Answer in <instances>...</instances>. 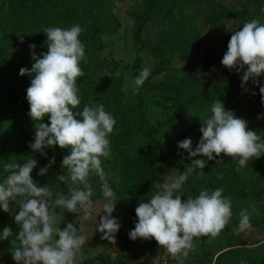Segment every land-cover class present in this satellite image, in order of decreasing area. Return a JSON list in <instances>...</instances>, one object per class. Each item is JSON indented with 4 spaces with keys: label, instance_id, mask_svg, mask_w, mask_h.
Returning a JSON list of instances; mask_svg holds the SVG:
<instances>
[{
    "label": "trees",
    "instance_id": "1",
    "mask_svg": "<svg viewBox=\"0 0 264 264\" xmlns=\"http://www.w3.org/2000/svg\"><path fill=\"white\" fill-rule=\"evenodd\" d=\"M122 1L0 0V106L7 107L9 102L27 100L26 90L35 74L21 76L19 73L21 68H32L35 62L32 59L33 51L38 56L47 52V36L43 29H67L79 24L84 30L79 39L85 45L87 62H80L84 72L77 79L81 104L74 111H82L89 102L103 104L116 120L113 133L109 136L111 156L106 160L101 158V161L106 178L116 193L115 209L125 206L131 218L120 239L119 252L115 258L109 252H101L79 264H144L149 252L161 248L154 238H137L133 241L129 232L138 222L135 208L140 202H147L158 191L155 185L164 181V176L158 171V164L165 169L177 168L180 174L190 166L191 161L182 152L177 156L162 152L164 129L174 132L182 140H192L193 135L200 132L202 122L207 117L203 113L211 108L215 100L229 99L226 103L222 101L228 110L230 106L242 105L243 101L251 100L254 95H261L259 87L264 86L262 74L258 78V85L253 83L249 91L241 95L238 81L243 75L242 71L236 70L226 73L220 87L211 86L214 71L209 58L204 61L206 73L203 76L190 72L177 73L173 64L176 54L182 61H194L192 54L202 43L199 20L211 27H216L226 19L238 20L242 26L257 18L264 23V11H261L264 9V0H239V5L234 8L223 0H136L137 3L127 12L132 21L130 37L135 49L132 63H124L110 53L101 54L105 49L114 51V35L122 27L115 8L117 2ZM150 23L156 29L154 35L147 38L144 31ZM20 35L23 36V43L20 42ZM107 35L111 36L108 40L104 38ZM32 44L36 45L34 50L29 47ZM143 52L153 59L151 67L146 66ZM144 67L150 68L151 73L141 86V92L152 91L154 97L148 100L144 96L145 102H126L125 94L130 89L124 87L123 70L130 68L132 74L138 76ZM108 73L112 76H106ZM160 74H163L162 79L157 78ZM189 113H192L191 117L187 118ZM8 117L11 119L7 111L0 115V146L3 145L2 151L9 157L8 161L24 163L29 158L35 159L37 166L31 173L34 181L42 184L50 181L49 177L55 179L49 170L43 176L38 175L40 169L48 165L46 160L37 159L36 152L32 151L25 139L34 142L32 136L16 121L10 124L8 119H4ZM43 122L50 124V117L45 116ZM192 147L194 150L195 147ZM204 158L197 156L191 157V160ZM217 159L223 162L208 161L206 169H196L179 193L175 194H181V199L186 200L188 195L198 196L202 189L211 191L223 188V195L230 196L232 203L240 201L252 207L264 200V171L260 170L254 180L251 178L254 173L249 176L256 164L264 165V155L251 159L243 168L223 154ZM206 170L213 171H207V174L203 172ZM62 171L67 174L66 169L62 168ZM259 183L262 185L258 186ZM16 212L6 213L0 209V220L11 227L14 234L19 230L14 220ZM261 263L258 256L254 257L243 247L221 251L214 262ZM0 264L16 262L0 255Z\"/></svg>",
    "mask_w": 264,
    "mask_h": 264
},
{
    "label": "clouds",
    "instance_id": "2",
    "mask_svg": "<svg viewBox=\"0 0 264 264\" xmlns=\"http://www.w3.org/2000/svg\"><path fill=\"white\" fill-rule=\"evenodd\" d=\"M83 31L79 24L67 29L44 28L47 52L38 56L33 51L35 62L32 68L20 69L21 76L35 74L26 90L30 106L28 115L36 122L34 142L29 147L42 155H46L44 149L57 145L68 149L69 153L62 160V168L67 174L56 179L74 186L69 187L67 194L58 193L53 202L49 187L39 186L31 175L37 166L35 159L29 158L24 163L10 161L3 165L7 175L0 179V209L7 213L11 203L19 205L14 215L19 230L10 249L16 264H77L78 258L83 259L81 253L87 237L81 235L73 223H67L62 229L55 208L75 214L82 211L83 220L91 219L93 188L89 178L92 175L99 177L105 198L102 205L105 215L100 216L97 226L103 234L101 239L115 244V235L121 227L112 216L117 203L116 193L106 178L101 161V158L106 160L111 156L109 136L116 120L103 104L89 102L82 111H74L81 104L77 79L84 72L80 62H87L85 45L79 39ZM19 38L23 43V36ZM29 47L34 50L36 45ZM221 63L229 70H243L242 87L249 80L258 85V78L264 74V23L259 18L245 22L242 28L233 32ZM150 73V68H142L132 81L134 92L143 86ZM259 92L264 103V86L259 87ZM210 112V117L199 129L202 136L194 150L191 138L178 142V148L185 150L190 158L200 156L206 159H192L181 174L162 184L157 183L155 188L158 191L135 208L138 222L129 232L133 241L154 238L178 264H184L189 252L196 250L194 239L209 237L211 243L230 223L233 215L232 199L223 195V188L202 189L198 196L188 195L186 200L181 199V194H175L179 193L189 175L196 169H204L208 161L222 163V159H217L221 154L237 161L240 168L251 159L264 155V136L248 130L246 120L226 110L219 99L212 103ZM45 116L50 117V124L43 122ZM54 162L53 157L38 175H45ZM251 227L248 209L243 208L239 213L237 232H245ZM12 236L11 227H4L0 240Z\"/></svg>",
    "mask_w": 264,
    "mask_h": 264
},
{
    "label": "rangeland",
    "instance_id": "3",
    "mask_svg": "<svg viewBox=\"0 0 264 264\" xmlns=\"http://www.w3.org/2000/svg\"><path fill=\"white\" fill-rule=\"evenodd\" d=\"M228 6L237 7L239 5V0H223ZM137 3L136 0H123L122 2H117L115 12L117 17L122 21V27L120 28V32H118V36L114 37L113 39V50L112 49H105L101 52L103 55L112 54L113 57L122 59L124 63H132L135 55V49L132 37H130L131 32V25L132 21L130 17H128L127 12L128 10ZM242 28V25L238 20L235 19H226L221 21L216 27H211L209 25H205L202 20H199V29L202 34V43L198 50L194 51L192 57L194 58L193 62H185L179 58V54L174 56L173 64L176 68L177 73L182 72H190L197 76H203L206 72L203 68L204 61L209 58L211 60V66L213 68L214 74L212 80L210 82L211 86L217 85L218 87L221 86V83L224 80V77L227 72H235V69L229 70L228 68L224 67L221 63L222 57L227 51L228 40H230L231 35L234 31L239 30ZM156 27L153 24H148L144 31L145 37H152L155 33ZM106 40L110 39L111 36H105ZM144 61H146V66L151 67L153 65V59L151 56L143 52L142 53ZM246 70V69H245ZM121 71V69H119ZM124 87L130 89L125 94V101L126 102H145L144 96L151 100L154 97L152 91L144 90L145 92H141L143 89L142 87L139 88L138 91H133V84L132 81L137 77L132 74V69H124ZM243 75V70H242ZM163 74L158 75V79H162ZM239 92L241 95L247 93L249 89L252 87L253 81L249 80L244 87H242V79H239ZM239 93V94H240ZM220 101H224L225 103L229 101V99H222ZM242 105L238 106H230L228 110L237 113L238 118H242L247 121L248 130H252L257 132V134H261L264 136V103H262L261 95H254L252 96L251 100L243 101ZM143 104V103H142ZM146 105V104H143ZM210 109L204 112L203 114L208 118L210 117ZM30 110V106L27 100L22 102H9L7 107L0 106V115H3L5 111L10 114V118L8 119L10 124L13 121H16L17 124L21 125L23 129L28 132L32 138L34 139L35 136V123L31 117L28 115ZM235 113V114H236ZM192 114V113H191ZM191 114H187L186 117L190 118ZM199 129V128H198ZM198 131V130H197ZM202 136L201 132H197L193 135L192 138V146L196 147L200 138ZM27 143L28 139L25 138ZM110 139V138H109ZM183 141L179 136H177L174 132L170 131L169 129H164L162 133V152L164 154L170 156H177L181 152L182 154L187 157L191 161V158L188 157L189 154L182 149L178 148V142ZM137 143V140H135ZM134 143V144H135ZM3 145L0 146V179L7 175V173L3 170V165L9 162V157H7L2 151ZM34 152V151H33ZM46 155H42L41 153L36 152V157L38 160H46L47 164H50L52 158H55V162L51 163L49 173L55 177V179H50L47 181L39 184V186L47 185L49 189L52 191V201L57 198V194H67L69 187H73L70 183L61 182L56 179L57 176L64 174L62 171V160L65 155L69 153L68 149H61L58 145L55 148H46L44 149ZM35 153V152H34ZM205 159V158H204ZM14 161V160H13ZM206 168L202 169L205 170ZM264 171L263 164H256L251 171L250 174L254 173L255 178L259 171ZM158 171L160 174L164 176V181H167L170 177H175L180 174L177 168H170L165 169L161 164H158ZM207 171L213 170H206L203 171L207 173ZM196 172V171H195ZM48 173V176H49ZM209 174V173H207ZM264 176V174H263ZM264 178V177H263ZM89 183L93 188V195L91 197L93 201V208H92V220L96 225L94 226L97 229L100 216L105 215L102 212V205L105 202V198L102 195V188L101 182L98 176L92 175L89 178ZM262 184H258L260 186ZM82 187V186H81ZM240 205V206H239ZM19 205L15 202L10 204V212L18 211ZM243 208H247L250 214V220L252 223V227L245 231V232H237L238 224H239V213ZM58 209L56 212L57 215L60 217V221L62 225H66L67 223H73L76 227L79 226L80 220L82 219L83 212L78 213H69L65 209L60 207H56L55 210ZM232 217L230 223L225 227V229L220 233V235L212 240L209 243V237H201L199 239H194V243L196 244V250L194 252H189L188 257L184 260V264H214L216 256L223 250L228 248H240L243 247L246 249V252H250L255 257L258 256L261 264H264V200L260 202V204H256L252 207L249 205H245L240 201H235L232 203ZM112 216L118 220L121 227L119 231L116 233L120 239H122L124 228L126 224L131 218L130 213L126 209L125 206H121L117 209H114ZM91 219L87 220L90 221ZM4 227H9L4 224L0 220V233L3 232ZM101 232L98 233V236ZM13 236L10 237L8 240H0V255L6 256L9 260L13 261L8 256L12 257L10 249L12 247V240L15 238ZM109 243L108 240H103L101 237L95 239V242L92 243L96 251L103 247V243ZM18 244V242H16ZM105 243V244H106ZM229 246V247H226ZM86 248V254H90L91 252L88 251V247L82 248L84 250ZM119 248H112L108 249V252L111 254L113 258L118 255ZM90 250V249H89ZM101 250V249H100ZM92 251V250H91ZM107 252V251H103ZM90 259V258H89ZM86 259L85 261L89 260ZM138 262V260H137ZM144 264H178V261L173 258L164 248H159L155 252H149L147 260L143 261ZM140 264V263H139Z\"/></svg>",
    "mask_w": 264,
    "mask_h": 264
},
{
    "label": "crops",
    "instance_id": "4",
    "mask_svg": "<svg viewBox=\"0 0 264 264\" xmlns=\"http://www.w3.org/2000/svg\"><path fill=\"white\" fill-rule=\"evenodd\" d=\"M118 32H120V30ZM116 36H118V34H115L114 35V37H116ZM94 221L95 220H92V219L90 221H85V220L81 219L80 220V223H79V226L77 227L78 230H79V232H80V234L81 235H84L85 237H87V241H86L84 247H88L90 250L89 249H87V250L91 252L90 254H86V248H84V250H82V253H81L83 259H79L78 258L77 264L84 262L86 259L93 258L94 256H96L97 254H99V253H101L103 251H107L108 252V249L110 247L116 249V247H113V245L111 244V242H109V243L108 242L107 243L105 242L106 244L103 243V247L100 248L101 250L100 249H97L96 251L94 250L95 246L92 243L95 242V239L96 238L101 237L103 235L101 233L98 236L99 231L94 228V226L96 225V223ZM60 227L63 229L66 226L65 225H62V223H61L60 224ZM124 230H125V228H124ZM123 233H124V231H123ZM115 236H118V235H115ZM110 256H111V254H110ZM8 257L13 260L12 257H10V256H8Z\"/></svg>",
    "mask_w": 264,
    "mask_h": 264
},
{
    "label": "built area",
    "instance_id": "5",
    "mask_svg": "<svg viewBox=\"0 0 264 264\" xmlns=\"http://www.w3.org/2000/svg\"><path fill=\"white\" fill-rule=\"evenodd\" d=\"M115 239H116V242H115V244H112L113 245V247H116V248H118V244H120V239H119V237L118 236H115Z\"/></svg>",
    "mask_w": 264,
    "mask_h": 264
}]
</instances>
